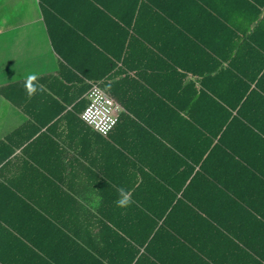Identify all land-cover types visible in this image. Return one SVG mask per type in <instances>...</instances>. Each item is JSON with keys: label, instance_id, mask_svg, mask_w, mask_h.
<instances>
[{"label": "trees", "instance_id": "16d2710c", "mask_svg": "<svg viewBox=\"0 0 264 264\" xmlns=\"http://www.w3.org/2000/svg\"><path fill=\"white\" fill-rule=\"evenodd\" d=\"M113 1L130 7L108 8L123 67L168 73L135 93L148 118L134 203H103L76 228L45 219L0 264H264V0ZM158 53L161 66L131 58Z\"/></svg>", "mask_w": 264, "mask_h": 264}, {"label": "crops", "instance_id": "0c3cea01", "mask_svg": "<svg viewBox=\"0 0 264 264\" xmlns=\"http://www.w3.org/2000/svg\"><path fill=\"white\" fill-rule=\"evenodd\" d=\"M108 8L122 16L130 9L113 0H0L3 258L21 249L17 241L23 235H41L44 229L37 233L36 227L45 219L74 227L98 218L100 206L116 199L118 188L129 189L142 180L140 170L146 169L139 160L138 125L148 117L138 108L147 103L135 93L153 92L147 81L160 90L161 74L168 73L123 67L124 38L116 35V17ZM167 54L179 58L176 51ZM169 56L131 58L147 63L152 59L153 65L161 66ZM31 73L38 75L44 91L29 99L24 81ZM176 79L171 74L169 91L176 89ZM191 79L188 73L186 81ZM92 84L100 85L119 106V123L107 136L81 118ZM122 101L143 114L142 119ZM23 203L37 212L16 211Z\"/></svg>", "mask_w": 264, "mask_h": 264}, {"label": "built area", "instance_id": "2783aa9c", "mask_svg": "<svg viewBox=\"0 0 264 264\" xmlns=\"http://www.w3.org/2000/svg\"><path fill=\"white\" fill-rule=\"evenodd\" d=\"M87 97L88 104L81 118L95 131L107 136L119 121L118 103L98 84L90 86Z\"/></svg>", "mask_w": 264, "mask_h": 264}, {"label": "clouds", "instance_id": "9594fccd", "mask_svg": "<svg viewBox=\"0 0 264 264\" xmlns=\"http://www.w3.org/2000/svg\"><path fill=\"white\" fill-rule=\"evenodd\" d=\"M38 75L36 73L29 74L24 81V89L29 99L33 98L38 92H43V86L37 83ZM118 199L116 200V206L121 209H127L134 201L132 199L131 191L120 187L117 189Z\"/></svg>", "mask_w": 264, "mask_h": 264}]
</instances>
